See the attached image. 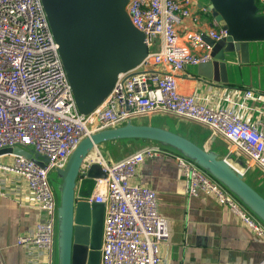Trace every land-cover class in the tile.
<instances>
[{
    "label": "built area",
    "instance_id": "built-area-1",
    "mask_svg": "<svg viewBox=\"0 0 264 264\" xmlns=\"http://www.w3.org/2000/svg\"><path fill=\"white\" fill-rule=\"evenodd\" d=\"M255 3L264 14V0ZM196 8L195 0H128L125 10L132 25L144 34L148 52L136 68L118 75L94 111L82 115L41 0H0V148L32 146L48 160L40 167L23 156H0V176L22 178L36 208L47 215L46 223L39 221L30 233L18 236L17 245L39 250L46 264H53L56 201L49 172L61 167L84 137L129 118L164 113L205 126L264 173V131L256 123L242 119L233 108H212L178 91L176 74L186 65L211 60V47L203 34L214 41L227 35L215 22L200 31L182 30L185 22L199 23L193 13ZM231 91L225 92L226 102H231ZM253 95V89L243 90L238 106ZM163 154L175 159L188 195L213 197L264 239L262 223L222 185L193 162L150 146L104 165L106 177L97 180L89 201L104 205L99 264H161L167 221L157 212L154 191L130 179L141 162ZM4 196L6 189L0 187V198Z\"/></svg>",
    "mask_w": 264,
    "mask_h": 264
},
{
    "label": "water",
    "instance_id": "water-1",
    "mask_svg": "<svg viewBox=\"0 0 264 264\" xmlns=\"http://www.w3.org/2000/svg\"><path fill=\"white\" fill-rule=\"evenodd\" d=\"M128 0H41L77 111L87 115L109 95L119 74L136 68L148 49L125 10ZM227 35L214 41L211 60L186 65L189 74L220 84L253 87L263 96L258 117L264 130V14L255 0H195ZM156 147L193 162L222 185L264 226V173L208 128L170 114L129 118L84 137L49 183L56 201L53 264H99L104 205L89 201L104 165ZM45 167L32 146H5ZM40 223H46L40 211Z\"/></svg>",
    "mask_w": 264,
    "mask_h": 264
},
{
    "label": "crops",
    "instance_id": "crops-1",
    "mask_svg": "<svg viewBox=\"0 0 264 264\" xmlns=\"http://www.w3.org/2000/svg\"><path fill=\"white\" fill-rule=\"evenodd\" d=\"M199 9L197 6L193 11L199 23L185 22L182 30L200 31L213 25L209 12ZM176 79L179 92L195 96L212 108H233L242 119L263 130L257 111L263 101L261 91L216 83L185 69L176 74ZM247 88L253 89L254 95L239 107L241 93ZM231 89L232 104L224 100L225 92ZM130 181L154 191L157 212L167 221L168 237L160 247L161 264H264V239L252 234L213 197L188 195L173 156L145 159L135 168ZM0 187L6 189V196L0 198V264H46L39 250L16 244L18 236L30 233L40 220L27 183L6 175L0 176Z\"/></svg>",
    "mask_w": 264,
    "mask_h": 264
}]
</instances>
